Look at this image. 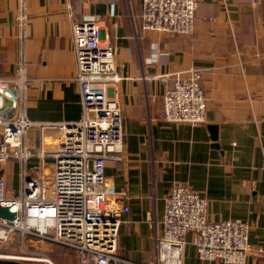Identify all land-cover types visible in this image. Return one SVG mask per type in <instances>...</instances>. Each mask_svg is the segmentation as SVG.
Listing matches in <instances>:
<instances>
[{"label": "crops", "instance_id": "crops-1", "mask_svg": "<svg viewBox=\"0 0 264 264\" xmlns=\"http://www.w3.org/2000/svg\"><path fill=\"white\" fill-rule=\"evenodd\" d=\"M0 0V73L10 75L25 56L30 78L27 116L39 122L72 121L82 113L74 81L73 21L98 20L100 44L116 48L118 82L108 88L123 110L124 149L109 158L106 175L127 192L129 211L120 226L118 254L140 264L155 259L166 198L177 182L189 183L208 201V218H241L250 225L251 249L244 264H264V0H197L191 34L144 27L142 0ZM157 54L155 57L153 54ZM259 55V56H257ZM203 69L205 122L163 119V95L173 79L164 74ZM62 131L30 128L27 143L41 138L55 147ZM20 164L8 163L17 186ZM15 192V190H14ZM186 236L184 264L201 260ZM55 264H78L72 248L44 244Z\"/></svg>", "mask_w": 264, "mask_h": 264}, {"label": "built area", "instance_id": "built-area-1", "mask_svg": "<svg viewBox=\"0 0 264 264\" xmlns=\"http://www.w3.org/2000/svg\"><path fill=\"white\" fill-rule=\"evenodd\" d=\"M257 2L258 0H252ZM144 27L158 32L191 34L197 0H142ZM22 0L18 24L27 14ZM96 18L73 21L76 57L74 81L80 87L79 119L61 122L31 120L26 112L30 78L25 56L13 74L0 73V246L16 247L0 258L55 264L44 244L72 248L78 264H140L118 254L120 226L129 211L125 190H116L106 175L109 158L124 149L123 110L108 88L120 80L116 48L101 45ZM157 57L158 53L153 54ZM259 56V55H257ZM172 86L163 95V119L198 125L206 120L207 93L203 69L189 67L164 74ZM11 101L4 107V99ZM4 107V108H3ZM62 131L55 147L41 138L37 150L27 143L31 127ZM17 161L18 188L11 185L8 163ZM15 190V192H14ZM208 201L189 183H175L166 198L161 231L156 220L155 259L149 264H184L186 236L201 260L244 264L251 249L250 225L241 218H208ZM264 253L263 249H259Z\"/></svg>", "mask_w": 264, "mask_h": 264}, {"label": "water", "instance_id": "water-1", "mask_svg": "<svg viewBox=\"0 0 264 264\" xmlns=\"http://www.w3.org/2000/svg\"><path fill=\"white\" fill-rule=\"evenodd\" d=\"M11 101L7 98L4 99V107L7 105H10ZM3 107V108H4ZM0 214L2 216H7L9 218H12L14 215L8 211L7 208H0ZM0 264H33L30 262H23V261H18V260H13V259H5V258H0Z\"/></svg>", "mask_w": 264, "mask_h": 264}, {"label": "rangeland", "instance_id": "rangeland-1", "mask_svg": "<svg viewBox=\"0 0 264 264\" xmlns=\"http://www.w3.org/2000/svg\"><path fill=\"white\" fill-rule=\"evenodd\" d=\"M17 175H18V173H17ZM16 188H18V179H17V186H16ZM15 249H16L15 246H13L11 248H5L4 246H0V254H6L7 255V254H10L12 252V250H15ZM53 262H54V260H53ZM33 264H37V263H33Z\"/></svg>", "mask_w": 264, "mask_h": 264}]
</instances>
